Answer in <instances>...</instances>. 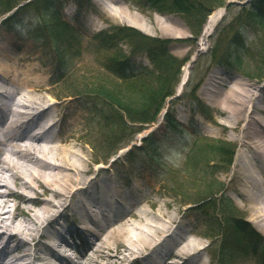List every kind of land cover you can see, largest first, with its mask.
I'll return each mask as SVG.
<instances>
[{"label": "rangeland", "instance_id": "374dc122", "mask_svg": "<svg viewBox=\"0 0 264 264\" xmlns=\"http://www.w3.org/2000/svg\"><path fill=\"white\" fill-rule=\"evenodd\" d=\"M93 1L96 7L83 5L78 20L72 19L79 7L74 0H70L64 12L65 21L72 25L77 37L61 31L63 27L57 30L60 47L69 53L75 50L73 56L67 55V68L61 73L56 71L59 61L56 56V44L48 35L44 37L46 43L34 41L38 19L36 12L25 14L19 23L22 26L14 31L1 25L6 18V12L0 8V64L6 62L12 71L13 84L6 89L11 93L16 92L15 99L12 97L14 103L22 100L23 93H28L26 85L21 87V78L40 88L35 99L37 103L45 106L47 112L37 117L35 120L37 125L46 120H55L54 132H58L60 138L68 134L78 136L77 148L79 150L83 148L85 159L91 162L93 171L89 177L93 178L94 183L90 191L96 196L89 199L87 205L98 212L102 209L103 214H99L100 223L94 221L92 215L88 216L91 219L77 217L85 224L83 226L91 229L85 228L88 236L101 234L102 238L106 239V247L115 249L117 245L109 238L108 233L126 221L128 225L121 231L123 239L134 248L138 245H132V242L139 235L147 236L151 240L164 236L162 244L150 256L132 261L121 255V258L118 256L112 258L114 264H163L174 257L170 255L172 251L180 254L179 250L182 247H185L190 255L189 259L186 257L187 264H264L256 258L252 260L246 238L247 234L250 237V231L255 232L257 239L253 245L258 246L256 254L262 258L264 231L250 220L244 197L240 190L233 189L232 184L236 165L240 162L238 159L242 155L240 140L242 131L251 126L248 125V121L250 119L254 121V118L245 117L237 124L229 122L224 104V97L235 83L251 84L240 91L249 89L252 98L259 101L261 106L254 109L256 111L254 116L264 123V62L247 65L248 60L245 58L242 60L243 66H239L229 54L233 37L247 23L246 10L239 4L229 8L212 37L208 39L196 64L191 67L189 75L191 82L185 86L181 96L173 100L175 118L179 126L175 127V130L169 129L166 121H162L164 117L160 115L156 123L148 126L136 137L133 145L140 146L146 135L155 133L152 138L156 141L153 147L159 150L156 153L159 158L154 159L142 146L140 150L133 149L132 153H129L131 148L129 147L114 156L111 151L130 137L134 130H117L116 137L111 138L108 136L110 131L101 129L95 115H88L87 103L78 98H70L85 92H93V87L98 85L104 87L106 84V88L109 89L115 83L113 76L104 68L109 55L124 59L132 53L131 48L125 44L101 49L93 41V35L111 26L133 24L132 26L143 28L148 35L172 39L169 54L179 60L192 59L196 52L203 48L201 38L193 37L189 25L181 14L161 16L141 6L142 3L139 5L135 0H106L108 5H103L98 0ZM225 1L220 5L222 8L229 1L244 0ZM109 6L119 14L114 15ZM220 6L215 10L221 8ZM243 35L246 44L255 53L263 49L261 33L246 28ZM241 37L243 39V36ZM41 43L46 47L40 46ZM249 55L253 56L254 52L250 51ZM138 60L148 63L144 55H140ZM183 73L184 68L182 75ZM226 82L229 84H225ZM19 91L21 94H18ZM198 100L203 107L210 109L211 118L193 112ZM3 102L6 100L0 101V107ZM168 105L169 100L166 107ZM14 108L18 109L16 105ZM109 114L113 119V115ZM3 115L4 111H0V118ZM37 125L33 128L38 127ZM3 126L1 123L0 128ZM180 129L184 132L182 142L186 139L189 142L187 136L191 137L194 134L204 138V141L202 139L198 141L201 151L196 156L192 152L195 160L188 166L183 160L185 155L181 148L182 143L179 142L181 138L177 136V130ZM213 140L229 142L233 149L236 148L235 152L233 150L232 164L225 160L222 163V158L212 153L211 146L205 145L207 141ZM148 147L153 151L152 146ZM115 158L118 159L113 163ZM111 162L113 165L108 166ZM98 173L103 176L102 178L105 176L104 181H107L105 189L111 190L105 194L104 200H100L98 196L102 190L98 183L102 178L94 179ZM235 182L240 183L239 180ZM99 200L100 207L97 204ZM16 202L17 197L12 198L11 209ZM78 203L79 201L76 205ZM68 212L70 213L66 217L67 219L70 217L72 223L75 212L70 209ZM112 215H115L116 219L104 226L106 217ZM56 225L58 228L64 226L65 220L59 219ZM77 225L80 227L81 224ZM162 231H165V235ZM1 247L2 244L0 249ZM79 250L80 253L75 252L74 256H80L86 248L79 247ZM184 256L186 255H182ZM176 261L177 264L183 263L182 259L176 257L171 263Z\"/></svg>", "mask_w": 264, "mask_h": 264}, {"label": "bare ground", "instance_id": "6f19581e", "mask_svg": "<svg viewBox=\"0 0 264 264\" xmlns=\"http://www.w3.org/2000/svg\"><path fill=\"white\" fill-rule=\"evenodd\" d=\"M98 1L108 5L106 0ZM109 10L114 15L119 14L111 7ZM225 14L224 8H220L208 18L200 41L203 48ZM11 72L6 62L0 64V101L6 100L0 107V111H4L0 118V125L4 124L0 128V264H114L112 258H121V255L132 261L150 256L162 244L164 236L151 240L139 235L132 242V245H138L134 248L123 239L121 231L128 225L126 221L108 233L117 245L115 249L106 247V239L101 234L95 235L82 241V246L86 247L84 253L65 262L64 255L59 254L64 250L60 249L63 243L59 239L62 228L55 225L61 218L66 220L68 209L75 211L79 204L87 219V202L96 196L90 191L94 183L89 177L93 171L91 162L85 159L83 148H77L78 136L68 134L60 138L58 132H54L55 120L37 125V117L47 112L45 106L35 99L40 88L21 76V87L26 85L28 93H23L22 100L14 103L16 92L6 89L13 84ZM189 72L187 64L184 80ZM246 86L251 84L237 82L224 97L229 122L237 124L245 117L254 118V121H248L251 126L242 131V155L238 159L240 162L236 165L232 184L233 189L240 190L244 197L250 220L264 231V123L254 116V109L261 106L259 101L252 98L249 89L240 91ZM15 105L18 109L14 108ZM35 125L38 127L34 129ZM102 177L98 173L94 179ZM104 178L98 183L102 187L101 194H98L100 200H104L105 194L111 191L105 189L107 181ZM236 180L240 183L236 184ZM14 197H17V202L11 209ZM75 201H79L78 205ZM96 219L100 222L101 215H96ZM113 219H109L107 224ZM162 232L165 235V231ZM179 251L180 254L172 251L170 255L187 264L188 251L185 247ZM173 258L163 264H172Z\"/></svg>", "mask_w": 264, "mask_h": 264}, {"label": "trees", "instance_id": "16d2710c", "mask_svg": "<svg viewBox=\"0 0 264 264\" xmlns=\"http://www.w3.org/2000/svg\"><path fill=\"white\" fill-rule=\"evenodd\" d=\"M22 1L26 0H0V8L3 9L4 12H9L15 7H18L16 12L6 20L8 28H13L12 24L23 14L30 11H37L41 19V23L39 24L40 29L42 31L47 30L52 39L57 40L55 36H57V30L61 26H65L69 34H72V29L63 23L61 18V10L68 0H33L23 6H19ZM91 1L92 0H81V3L85 5L89 3L91 5ZM137 1L142 3L144 8H149L161 15L173 13L181 14L184 16L195 39L200 36L203 24L209 13L214 8L225 3V0ZM244 9L246 10L247 23L244 24L233 37L229 54L231 59L240 66L242 65V60L245 58L248 60L247 65H256L257 62H264V46L262 45L263 49L260 50L259 53H255L254 50L246 46L241 37V31L245 27L256 30L262 34L264 41V0H253L252 3L244 7ZM97 39H104L108 44L123 40L127 41L132 45L134 55L144 53L153 64L152 68H147L139 64L133 65L132 60L121 61L118 58L109 59L107 70L112 73L114 77L118 78L119 81L115 80V83H113L109 89L106 88V84L103 85L104 87L99 85L94 86L93 93L89 94V96L97 100L95 104L90 101V107L93 106L96 108L95 111L103 121L102 123L105 124V127L110 129L109 137H116L117 130L125 131L133 129L132 136L133 134H138L142 132L145 124L156 121L165 100L174 94L175 87L179 81L181 66L185 61L176 59L169 54L170 44L173 42L172 40L146 36L130 27L113 26L109 30L102 32ZM57 49L60 57L67 58L66 51L61 49L58 44ZM250 51L254 52L253 56L249 55ZM61 64L65 65L67 61L64 59ZM197 108H199L205 116H211L209 108L203 106H198ZM173 111L174 109L172 106L171 112L167 115V120L170 124L174 123ZM109 113L113 115V119H111ZM126 119L130 120L133 126L128 124ZM108 124H110V126ZM172 126L170 127L172 128ZM177 131H180V138L182 139L184 132L182 130ZM152 138L153 137L146 139L145 142L147 146H152V148H154L153 146L156 141ZM131 140L127 139L122 142L116 151L128 145ZM207 144L211 146L214 155H218L222 158V163H224V160L231 163L234 149L230 144L222 141H209V143H205L206 146ZM199 146L200 145L192 151L195 156L201 151V147ZM195 151L197 152L195 153ZM190 156L191 154L189 155L188 162L191 163L195 160V156ZM254 239H256V237ZM255 247L256 245L251 246L253 251Z\"/></svg>", "mask_w": 264, "mask_h": 264}]
</instances>
